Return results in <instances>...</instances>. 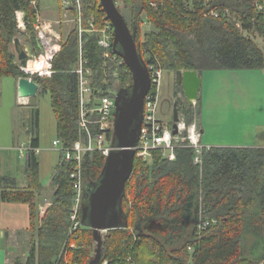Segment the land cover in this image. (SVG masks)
I'll use <instances>...</instances> for the list:
<instances>
[{"label":"trees","instance_id":"16d2710c","mask_svg":"<svg viewBox=\"0 0 264 264\" xmlns=\"http://www.w3.org/2000/svg\"><path fill=\"white\" fill-rule=\"evenodd\" d=\"M70 1L76 27L61 43L53 61L54 73L51 78L33 77L39 92L51 97L57 138L63 147L82 139L77 73L81 61L85 69L92 70L94 98H115L120 89L132 84L125 63L104 60L100 34L92 32L91 22L96 30L110 23L100 0H82L81 12L76 0ZM256 1L122 0L129 13L128 25L130 22V28L137 29V44L146 63L173 73L175 82L177 71H196L202 76L206 71L264 70V51L245 34L263 33L254 21ZM212 10L219 17L211 16ZM18 13L24 14L27 33L19 28ZM39 14V4L33 7L31 0H0V79L25 77L12 49L15 38L29 35L36 55L42 51L35 30ZM80 14L81 24L77 21ZM143 25L150 27L144 34ZM114 81L119 84L117 92L111 91ZM150 95H158L157 86H152ZM175 95L186 126L196 124L202 131L201 96L190 105L177 82ZM35 123L39 124L38 111ZM169 126L172 130L173 121ZM92 128L94 134L100 132ZM174 137L175 160L162 150L153 151L151 161L135 157L123 201L129 226L105 234L100 264H264V148L210 147L196 165L188 130ZM112 139L111 132L110 146ZM38 148L39 138L35 137L27 153L28 191L3 192L4 200L22 201L31 207L30 252L25 262L16 264H88L95 254L92 231L81 223L71 234L74 163L65 161L60 153L52 178L53 199L40 217L36 199L44 189ZM105 160L99 151L85 155L84 185L99 179ZM5 186L15 187L16 180L0 175V187ZM81 216L82 210L80 222ZM201 220L211 223L200 229Z\"/></svg>","mask_w":264,"mask_h":264},{"label":"rangeland","instance_id":"374dc122","mask_svg":"<svg viewBox=\"0 0 264 264\" xmlns=\"http://www.w3.org/2000/svg\"><path fill=\"white\" fill-rule=\"evenodd\" d=\"M39 1L42 5V17L54 19L56 30L61 33L63 40H66L70 32L76 27V20L66 9H63L64 16L61 14L54 16L62 0ZM116 4L126 21H128L129 13L125 9L122 0H116ZM65 14L67 17H65ZM18 18L20 24L22 22L21 15ZM57 21H60V25L56 23ZM129 25H131L130 22ZM148 29L150 30L148 25H143L142 34L147 32ZM259 34L253 33L254 40L264 51V34ZM114 74L115 77L119 75L118 72ZM206 74V77L202 79L201 92L207 98L205 106H203L206 138L223 145L244 143L246 137L243 138L242 131L245 132L243 130V120L250 116L247 111L249 105L246 104H249L248 101L250 100L253 101V97L247 93L244 87L251 84L236 85L238 87L237 92L234 90L235 81L228 80L223 75L212 78L210 77L212 72H206ZM106 77L108 78V76ZM111 85L113 86L111 91L117 92L118 82L114 81ZM175 91V75L164 71L158 97V116L160 121L166 124L173 121L174 105L177 102ZM18 95L14 78L4 77L0 79V142H5L13 147L11 151L3 153L1 169L4 174L16 178L20 184H25L27 182L25 175L27 167L26 147L28 146H24L28 145L33 138L38 137L40 139V149L37 153L40 164V182L45 188L49 187L45 191L43 190L42 193L44 194L43 197L50 200L49 198L54 191L52 187L50 188L51 181L60 161V152L53 146L54 141L58 138L57 121L52 109L51 97L49 94L38 92L35 97L31 98V102H29L31 106H27L21 103L18 104ZM179 97L185 102L181 94H179ZM37 111L39 113L38 125L35 123ZM21 151H24L25 155H22Z\"/></svg>","mask_w":264,"mask_h":264},{"label":"water","instance_id":"95a60500","mask_svg":"<svg viewBox=\"0 0 264 264\" xmlns=\"http://www.w3.org/2000/svg\"><path fill=\"white\" fill-rule=\"evenodd\" d=\"M100 4L113 26L114 53L131 72L132 84L120 89L115 96L113 139L102 173L95 183L84 185L81 223L92 231L95 243V254L88 264H100L105 234L129 226L123 201L141 139L146 98L152 88L148 64L137 44V29L130 28L115 0H100ZM23 31L27 33L25 29ZM25 39H14V51L21 67H27L36 56L29 35ZM176 82L183 87L188 103L194 106L202 90V76L196 71H177ZM39 89V84L33 79L20 78V98L31 99L38 94ZM180 121L176 102L172 127L174 136L180 133Z\"/></svg>","mask_w":264,"mask_h":264},{"label":"built area","instance_id":"2783aa9c","mask_svg":"<svg viewBox=\"0 0 264 264\" xmlns=\"http://www.w3.org/2000/svg\"><path fill=\"white\" fill-rule=\"evenodd\" d=\"M79 12L82 10V0H76ZM33 7L38 6L39 0H31ZM62 7L70 13L71 1L62 0ZM257 17L254 21H258L264 34V0H257L255 3ZM23 13H19V17H22ZM210 15L213 17H219L217 10H212ZM65 17L67 15L65 14ZM19 28L25 27L24 18L21 19ZM19 21V20H18ZM81 24V14L77 20ZM60 25V21L56 22ZM92 32L100 34L99 45L104 49V60L111 64L121 65L123 60L115 55L113 50L114 36L113 26L111 23L106 24L104 28L96 30L93 22H91ZM241 27L240 23L237 24ZM37 36L41 43L42 51L34 57L27 67H21V71L25 74L26 78L33 79L37 76L40 78H51L53 71V61L60 49L63 38L60 32L56 30V24L43 22L40 15L37 17L35 26ZM253 32H245V34L253 36ZM259 34V32H256ZM260 35V34H259ZM254 39V36L252 37ZM151 73L152 86H157L158 95H150V92L145 102L144 123L141 134V139L138 147L136 148V156L145 160L151 161L152 153L155 150H162L164 155L170 160H175V146L173 144L174 135L173 129H170L169 124L160 121L158 116V97L160 92V85L162 81V73L164 72L157 65L148 66ZM79 74V103H80V131L82 133V139L76 142L72 147H63L59 140L54 141L53 146L63 154L64 160L67 162H73L74 167L71 173L73 180V188L75 192L73 213L71 215V221L73 228L71 234H73L80 226L79 213L84 198V180H83V160L87 153L99 151L106 157L108 156L111 146L108 141L109 133L114 132V113H115V98L104 97L94 98L95 92L92 87L93 73L91 69L84 68V62L81 61L80 67L77 69ZM179 125L180 133L188 130L187 140L190 147L195 149V164L200 165L202 163V154L205 147L201 142V131L196 124L187 127L184 120L181 119ZM92 126L99 129L98 134H94ZM30 150L27 149L26 152ZM38 153V150H36ZM211 222L201 220L200 229L207 227ZM212 223H215L213 221ZM74 248L75 245L71 244ZM108 264V263H105Z\"/></svg>","mask_w":264,"mask_h":264},{"label":"crops","instance_id":"0c3cea01","mask_svg":"<svg viewBox=\"0 0 264 264\" xmlns=\"http://www.w3.org/2000/svg\"><path fill=\"white\" fill-rule=\"evenodd\" d=\"M40 6V16L41 20L43 22H51L54 23V19L51 20L46 17H42V5L39 1ZM61 14L64 16L63 7L62 4L59 5L58 10L55 11L54 16ZM19 16V13H18ZM54 17V18H55ZM19 20V18H18ZM22 30L25 29V27H20ZM21 40L24 39V37L20 38ZM22 40V41H24ZM14 51V45L12 47ZM15 52V51H14ZM16 54V53H15ZM18 60V59H17ZM18 65H20L19 61ZM206 72H212L210 74V77H216L218 78V75L225 76L228 80L235 81V89L238 92V87L236 85H242V84H251L247 85L244 88L246 89L247 93L253 97V101H248L249 105L247 111L250 113V116L248 118H244L243 120V138L244 143H236L232 145H223L221 143H215V141L211 140L210 138H206V128L204 125V117L205 113L203 112V118H202V137L201 142L202 145L205 147H219V146H229V147H239V148H264V70L259 71H206ZM206 72L203 73L202 79L206 77ZM216 73V74H215ZM209 75V74H208ZM20 80V79H19ZM19 80H16V90L17 94L18 87H19ZM202 92V90H201ZM200 96L202 98V106H205V101L207 98H205L204 94L200 93ZM238 94L236 95V97ZM262 99V100H261ZM31 99H22L18 95V104H25L27 106H31ZM32 140L28 145H25L27 149L30 148ZM13 147H10V145L6 144L5 142H0V175L4 177H11L10 175H6L3 173L1 169V164L3 163V153L7 151H11ZM40 149V139H39V148L37 149L39 152ZM28 152H26V157ZM22 155H25L24 151H21ZM38 156V155H37ZM25 175L26 170H25ZM16 186L15 187H0V264H16L18 260H22L23 262L26 261L28 254L30 252L31 248V207L29 204L24 203L22 201H6L3 198V192L4 191H23L26 192L29 189V179L27 177V182L25 184H20V182L16 179ZM43 186V185H42ZM53 188L52 181L50 188ZM49 187L45 188L43 186L44 191L48 189ZM12 189V190H11ZM54 190V188H53ZM54 191L49 198L46 199V197H43L44 194L40 193L37 196L36 202L38 203V211L39 216L42 217L46 211V209L51 205L52 199H53ZM47 206V207H45Z\"/></svg>","mask_w":264,"mask_h":264},{"label":"bare ground","instance_id":"6f19581e","mask_svg":"<svg viewBox=\"0 0 264 264\" xmlns=\"http://www.w3.org/2000/svg\"><path fill=\"white\" fill-rule=\"evenodd\" d=\"M23 22V21H22ZM22 22H21V25H22ZM105 52V51H104Z\"/></svg>","mask_w":264,"mask_h":264}]
</instances>
